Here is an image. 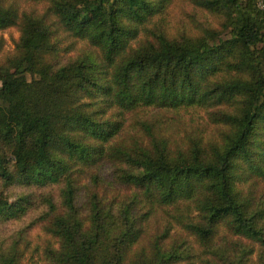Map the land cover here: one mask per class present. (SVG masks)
I'll return each instance as SVG.
<instances>
[{"label": "trees", "instance_id": "obj_1", "mask_svg": "<svg viewBox=\"0 0 264 264\" xmlns=\"http://www.w3.org/2000/svg\"><path fill=\"white\" fill-rule=\"evenodd\" d=\"M169 1L0 0V30L21 33L0 63V182L30 191L0 193V223L61 183L60 205L42 195L52 264H264V9L193 0L231 34L178 39L153 21ZM46 17L90 51L54 68ZM210 109L220 131H163ZM22 242L0 245V264H24Z\"/></svg>", "mask_w": 264, "mask_h": 264}, {"label": "rangeland", "instance_id": "obj_2", "mask_svg": "<svg viewBox=\"0 0 264 264\" xmlns=\"http://www.w3.org/2000/svg\"><path fill=\"white\" fill-rule=\"evenodd\" d=\"M18 12L27 14L45 15L48 5L46 3H24L17 4ZM163 12L166 14V19L161 20L160 15L154 17L153 21L160 24L161 27H167L166 30L174 38L182 37H199L205 32V29L214 30L220 38H228L231 34V28L226 26L224 16L219 13L211 12L203 7L197 5L193 0H171L164 3ZM21 16V15H20ZM47 18L50 23L52 32L51 42L55 49L49 55L48 62L54 67L58 68L61 65L69 63L79 57L84 52L90 51L88 44L82 40H74L69 32L63 31L55 23L56 18ZM152 27V25H150ZM21 33L20 25L10 26L0 30V63H3L8 58L12 57L17 50ZM200 110L193 111L191 116H186L187 119L181 120L180 114L170 116L166 121H163V131L167 133L170 138L176 137L182 131V126L192 124L200 130L208 131L210 127L214 130L218 129V122L211 120L213 111ZM184 113V112H181ZM191 117V118H190ZM191 119V120H190ZM195 121V123L191 122ZM194 124V125H193ZM224 130V129H223ZM217 132V131H216ZM215 132V133H216ZM216 135H220L217 132ZM216 135L211 136V141H214ZM116 167L105 166L100 169L101 177L114 178L116 175ZM61 183H55L53 186L43 188H30L36 193V198L33 203H29L30 207L27 212L19 217H13L0 223V245L4 248L16 245L19 240L26 246L24 264H52L45 257L43 251L51 246L58 247V241L53 239L45 230L43 223L47 220L49 209L45 202H43L42 195L49 192L53 199L60 205L61 201ZM30 192L29 189L18 187L14 188L12 185H4L0 182V193L7 196L9 202L14 203L18 193ZM85 191L79 192V204L82 206L85 200ZM171 220L170 218H165ZM176 231L172 232L175 233ZM171 233V234H172ZM172 239H176L173 237ZM50 246V247H49Z\"/></svg>", "mask_w": 264, "mask_h": 264}, {"label": "built area", "instance_id": "obj_3", "mask_svg": "<svg viewBox=\"0 0 264 264\" xmlns=\"http://www.w3.org/2000/svg\"><path fill=\"white\" fill-rule=\"evenodd\" d=\"M257 5H258L260 8L264 9V0H257Z\"/></svg>", "mask_w": 264, "mask_h": 264}]
</instances>
